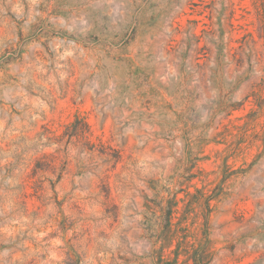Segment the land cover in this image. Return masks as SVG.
<instances>
[{
	"label": "rangeland",
	"instance_id": "1",
	"mask_svg": "<svg viewBox=\"0 0 264 264\" xmlns=\"http://www.w3.org/2000/svg\"><path fill=\"white\" fill-rule=\"evenodd\" d=\"M264 0H0V264H264Z\"/></svg>",
	"mask_w": 264,
	"mask_h": 264
},
{
	"label": "trees",
	"instance_id": "2",
	"mask_svg": "<svg viewBox=\"0 0 264 264\" xmlns=\"http://www.w3.org/2000/svg\"><path fill=\"white\" fill-rule=\"evenodd\" d=\"M262 5H263V7H262V11H261V16H262V21L264 22V2ZM168 264H170V262Z\"/></svg>",
	"mask_w": 264,
	"mask_h": 264
}]
</instances>
